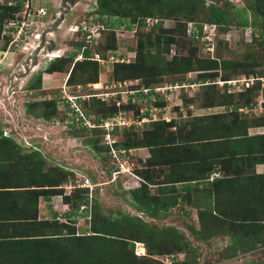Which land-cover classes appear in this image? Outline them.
Wrapping results in <instances>:
<instances>
[{
    "label": "trees",
    "instance_id": "1",
    "mask_svg": "<svg viewBox=\"0 0 264 264\" xmlns=\"http://www.w3.org/2000/svg\"><path fill=\"white\" fill-rule=\"evenodd\" d=\"M23 1L12 0L10 4H0V39H3V47L11 38L10 34H3L4 25L21 11ZM210 1L95 0L94 9L89 12L94 18L88 20L86 17L85 21L89 22L87 25H103L97 43L89 45L84 38L71 39L70 52L49 61L25 86L34 97L24 103L25 113L46 120L56 118L59 112L58 97L35 96L37 91L43 95L48 93V89H42L43 74L63 73L69 67L67 85L97 82L104 65L92 58L94 53L106 59L105 51L118 48V36L124 31L134 33L131 40L135 56L127 61L126 54H120L119 57L124 60L112 62L109 78L104 82L139 79L144 87L150 88V92L137 93L139 100L134 101L129 95L126 102L119 106L114 102L107 104L97 95L79 99L78 102L82 100L88 106V113L98 116L94 119L95 124L113 117L120 110L125 116L131 110L139 115V105L134 102H144V97L146 103L164 106L162 95L154 88L169 80L171 84H176L167 77L197 72L190 83H197L200 90L191 97L181 94L185 107L223 106V111L191 116L189 109L190 113L184 119L145 122L142 135L134 138L130 136L132 125L129 127L132 132L125 129L124 139L113 143L115 149L127 151L144 146L160 148L158 146L167 141L171 144L181 141L178 143L181 145L173 148L185 147V156L190 157L193 167L199 169L200 177L196 179L200 184L208 185V194L203 203L195 206L198 209L195 220L185 224L188 232L172 224L147 222L138 215L122 210L102 209L92 195L93 189L90 196L88 187L76 183L66 193L63 183L73 179L71 170L47 163L37 151L20 154V150H15L18 163L33 162L31 178L36 187L24 190H28L26 194L32 196L33 220L38 221V226L42 225V230L33 234L18 232L17 237L0 234V264H199L200 252L193 240L209 242L218 237L229 239L219 251L222 259L257 251L255 257L242 264H264V172H256V165L264 164V132L249 131L250 128L264 126V102L260 115L244 113L240 109L247 107L252 110L257 103L258 90L264 96V80L259 79L264 76V62L257 60L260 56L254 51L248 54L246 60H238L224 57L218 50L222 44L218 34L229 32L231 27L238 30L250 27L251 41L248 44L264 49V0H245L241 8L235 7L229 0ZM168 20L174 22L172 26L165 24ZM189 22L193 23L192 29L188 27ZM205 23L215 26L213 40H201ZM75 34L81 35V29ZM213 41H217L216 47L210 52L208 47ZM84 45L86 48L82 51ZM203 49L207 50L206 54H201ZM79 52H83V58L75 60ZM69 63H73L71 68ZM241 74L247 78L254 77V82L244 90L243 87L239 91H229L230 85L226 81ZM218 76L224 81L223 89L215 81ZM139 87L131 86L135 89ZM116 97L121 96L118 94ZM175 108L179 109L177 106ZM149 113L147 109L140 115L147 116ZM76 126L79 127L77 123ZM77 127L71 125L74 131L70 130V134L81 136L83 142L89 144L98 155L104 152L98 135L101 131L105 133L102 127L85 125L82 130ZM95 131L97 136L92 133ZM116 131L115 128L112 134ZM7 139L13 138L3 135L0 126V149L5 154L0 155V159L7 157L6 148L10 152L11 147L18 148L16 143L7 142ZM44 167H47L45 171ZM127 193L138 211L159 220L165 219L166 213L160 215L156 209L163 204L167 206L168 202L156 201L148 184L141 183L139 188L129 189ZM54 195H61L70 208V215L62 221L55 218L37 219L38 198ZM78 213L81 219L89 223L88 227L79 231L76 229L77 218L72 216ZM136 242L144 244L145 255L134 253ZM259 248L263 249L256 250Z\"/></svg>",
    "mask_w": 264,
    "mask_h": 264
},
{
    "label": "rangeland",
    "instance_id": "2",
    "mask_svg": "<svg viewBox=\"0 0 264 264\" xmlns=\"http://www.w3.org/2000/svg\"><path fill=\"white\" fill-rule=\"evenodd\" d=\"M8 1L9 0H0V4L5 2L8 3ZM221 1L223 0H220L219 2ZM229 1H231V3H233L237 8H241L245 2V0H229ZM207 2L209 3L211 1L207 0ZM59 3L60 0H31V4L33 5L32 9H34L35 7H41L46 9V10L43 9L41 14H37L38 19L35 20L37 22V25L35 23V27L31 26L32 29H34V31L40 33L41 37H42V33L53 22L51 11L53 9L56 10L59 7L58 6ZM94 6H95V0H76L74 4L71 5L70 10L64 16V19L58 25L56 31L55 32L53 31L51 33L46 32L45 34L46 37L45 44L48 43L47 41L48 39H52L55 43V47L51 50L40 49L36 56V64L33 65L31 64V62H29V72L25 76L16 77V74L23 72L24 70L23 61L27 56H30L32 54L34 49L32 51L29 50L30 52L28 50H27L28 52H23V47H21V45H18L16 47L13 46L12 50L13 51L15 50L14 53H11V55H8L5 58L4 63L6 64L3 63V65L0 66V126L3 129V135L12 137L13 139H29L32 144L28 142V140L27 141L25 140L24 145L26 146L35 145L38 146L39 149L45 148L41 150L45 155L49 157L48 159L44 157L47 163L56 164V165H59V163L60 164L64 163L63 165L65 167L62 166L64 169L66 167H67L66 169L72 168L74 166H71L70 164H74L76 165V167L81 169L82 172L80 176H76L74 174L73 179L70 178L68 179L67 182L63 183V187L66 193H69L72 190L73 183L80 184L79 186L88 187L90 196H91L90 190L93 189L92 195L94 198H96L97 203L99 202V205L102 207V209L122 210L124 212L130 213L131 215H138L147 222L156 223L157 221L159 224L162 223L172 224L179 227L183 231L188 232L184 228L185 224H187L188 222H179L180 221L179 218L175 219L174 217L168 215L164 220H159V218L156 219V217H150L146 214H141V213L138 214L135 211L136 209L133 207V205L128 202L127 199L128 193L125 192V190L127 191L131 187V185L134 186V184L140 182V180L138 179L139 177H137V180L134 183L133 176H135L134 173L138 174L140 173V171L145 170L146 163L143 160L134 161L131 153L129 152L132 148L127 151L123 149H115L113 147V143L118 142L121 139H124L125 129H128V131L131 132L133 130V132L130 135L133 138L135 136L139 137L140 135H142L141 132L144 130V126H142L141 123H139L138 120H136L138 118V113L136 114L132 110L127 113V116L130 117L132 121L130 125H134L132 130L131 128H129L131 127L130 125L116 128L117 131L115 134H112L111 139H106L105 133H103L102 131L98 133L100 137L99 143L104 151L100 155H98L97 152L94 151L89 144L84 143L81 136L74 137L72 134H70V130L74 131L72 130L71 125H74L75 128L77 127L76 126L77 123V125L79 126L77 127V129L82 130L83 126L85 125L87 126V123H90V125L95 124L94 119H96L98 116L93 113H88L86 110L88 109V106L87 105L85 106L82 100L79 101V103L77 104L79 107L78 113L75 112L73 113V111L69 109L68 103L65 102V99L67 100V96H70V98H74V95L77 94L82 96L87 94V92L89 91L98 92V93L109 92L111 88L102 87L101 84L104 82L105 79L109 78V72L112 69V61L105 60L103 61V63L102 61L99 62L100 65H104V66H102L103 69L99 73L98 81L93 83V86L92 83L67 85L66 79H67L69 67L63 73H52L51 75L43 74L44 76L42 80V89H48L47 90L48 93H45L43 95V94H39V91H37L35 96L36 98H42V97L49 98L53 96L58 97V102H57V109L59 111L57 113L58 117L55 116L56 118L54 119L46 120L43 118L34 117V115L32 114L27 115L25 113L24 103L34 98L33 95H31L32 92L31 91L28 92L29 90H27L25 86L32 79L33 75L37 71L43 69L45 65H47L49 62V59L46 56H43L42 54L47 52H53L56 50H59V53L60 52L69 53L71 46L70 40L75 38L78 39L80 38L79 37L80 35L77 36L76 34H74V30L76 29L75 28L76 24L80 23L82 25H87L86 23L89 22L85 21L86 17L88 18V20L94 18L93 16H90L91 14H89V12L94 9ZM44 11L45 14L43 16ZM87 14L90 17H88ZM173 23L174 22L172 20H168L165 22L167 26H172ZM192 25H193L192 22L188 23L189 29H192ZM214 30H215L214 25L209 29L208 24L205 23L203 25V37L201 38V40L202 41L213 40ZM123 33L124 34L118 36L117 39L118 48L114 50L112 49L106 50L105 55L108 56L110 54L113 55L115 54L116 55L115 57H117L120 54L124 53L127 56V61H129L133 59L135 56V52L133 51L134 45L132 44V40H131L134 33L131 32L128 33L127 31H124ZM250 33H251L250 27H246L243 30L241 29L238 30L235 27H231L229 32L227 33L220 32L218 34V39L219 41L222 42V44L220 45L218 50L220 51V53L224 55V57L231 59L235 58L238 60H244V59L246 60L248 58V54L250 52L253 54L254 51L255 54L260 56L259 59L257 60L264 62V49H261L256 45L251 46L248 44L251 41ZM40 39H39V43H40ZM224 41H226L225 42L226 44L223 43ZM216 42L217 41L215 42L213 41L212 50L215 49ZM1 45H2V41L0 40V46ZM172 50H173L172 52H174V49ZM212 50L210 49V52H212ZM206 51H207L206 49H203L201 54H206ZM72 65L73 63H71V65L69 63L70 68ZM196 73L197 72L193 71L187 73L186 75L167 77V79L171 78V80L176 82V84H171L170 80L168 82L164 81V83L158 84L159 86L157 87L158 88L161 87V90L158 89V93L162 95V99L164 100L165 105L156 107L151 102L146 103L147 102L146 100L144 101L145 103L134 102L136 103V105H139L138 111L141 112L150 109L151 116H154V118L157 120L164 119L165 121H169L173 119L174 116L178 117L179 115H183V114L188 115V113H190L189 109H191V107L190 108L185 107L183 100L181 99L182 98L181 94L185 93V95L191 97L200 90V86H198L197 83H193V82L190 83V80L196 77ZM11 75H13V78L10 80ZM219 76L215 81L217 82L221 81V78ZM245 77H246L245 74H241L232 77L233 78L232 80L237 78L244 79ZM254 79L255 78L253 77V82ZM259 79L263 81L264 76L260 77ZM132 81L133 84L131 86H138V85H140V87L144 86L143 82H141V80L139 79H134ZM253 82H250L249 86ZM11 83H13V86L11 87V91L9 92V87ZM179 83L181 84L178 85ZM223 83L224 81H221V83H217V85L220 88L222 87L223 89L222 86ZM103 84L105 85V83ZM228 85H230L231 87V88L228 87V90L239 91L237 84L235 85L228 84ZM120 87H117L118 90L125 88L124 86L121 88ZM245 88L246 87H244L242 90H244ZM49 89H51V91ZM62 92H66L67 94L65 95L66 97H64V94ZM258 93H259L258 96H256L255 98L257 99V101L259 100L258 105L254 107L251 111L248 109H243L244 113H247L248 111L249 114L260 115L263 112V108L261 104L264 102V96H262L260 90H258ZM99 96L103 101H106L107 104L110 102H114L116 104L117 100H121V97L115 99V98H111V96H105L103 93H100ZM120 96H122V94H120ZM176 106L179 107V109H176L175 108ZM192 107H194L193 108L194 110L196 106L193 105ZM194 112L199 113L200 111L195 109ZM118 114L119 112L116 115ZM60 117H62L61 120L59 119ZM78 117H80V121ZM102 128L104 129L105 132V128L104 127ZM256 132H264V127L262 129L258 128ZM92 133H94V135L97 136L96 131ZM162 146H158V147H162ZM150 150L151 152H154L156 151V147L150 148ZM94 162L95 164H99V167L90 168V165L93 166ZM46 169L47 167L43 168L44 171ZM108 181L110 182L109 184H107ZM117 181H119V185ZM93 182L96 183L95 186ZM100 188H102L101 189L102 192ZM150 190L152 194H155L152 188H150ZM154 197L156 196L154 195ZM88 224H89L88 220L81 219L80 223L77 224L78 226V228H76L78 229L77 231H79L80 228L83 229L85 227H88ZM228 241L229 239L227 237L214 238L209 242H199L193 240L194 244L197 245L199 248V252H200L199 264H242L246 260L255 257V253L257 251L239 254L238 256L231 259H222L219 254V251L225 247ZM262 249L263 248H259L256 250L261 251ZM134 253L136 255L146 254L145 246L142 242H136L134 244ZM166 261L170 263L169 259H166Z\"/></svg>",
    "mask_w": 264,
    "mask_h": 264
},
{
    "label": "crops",
    "instance_id": "3",
    "mask_svg": "<svg viewBox=\"0 0 264 264\" xmlns=\"http://www.w3.org/2000/svg\"><path fill=\"white\" fill-rule=\"evenodd\" d=\"M258 102L259 100L254 107L258 105ZM190 107L192 109L191 116L213 114L221 112L224 109L223 106L195 107V109L200 111L199 113H196L194 112L195 109L193 110L194 107H192V105ZM240 109L250 110L247 107ZM187 117L188 115L184 114L179 115L178 117L174 116V118L180 119ZM263 127L264 126L250 128L249 131L256 132L258 128L262 129ZM154 139H156V136ZM8 140L16 143L18 148L11 147L12 152L8 151L6 148V156L9 159L7 157L0 159V234H11V237H17L19 235L18 232H28V234H33L40 229L42 230V225H39V227L37 225L38 221L34 222L33 215L35 211L32 208L34 204L31 205L32 196H28L26 194L28 190H24L36 187L31 178L33 162L28 161L26 163L23 161L18 163L14 152L15 150H20V154H28L37 151L40 156L45 157L46 159L49 157L42 152L45 148L39 149V147L35 145H24L25 140H28V142L31 143L29 139H7V142ZM179 142L181 141H174V143L171 144L167 141L162 147L156 148V151L154 152H151L150 148L146 146L132 148V151L130 150L129 152L134 161L143 160L146 165L145 170L140 171L138 174L134 173V183L137 180V177H139L138 179L140 182L134 184V186L131 185L129 189H137L140 187L141 183L148 184L149 190L152 188L155 193L152 194L151 192L153 197L154 195L156 196L154 197L156 201H159L160 199L168 202L167 206L163 204V206L156 209L158 214L160 213V215H164L166 213V216L168 215L175 219L179 218V222H191L196 218V212L198 209L195 206H200L208 194V185L200 184L198 179H196L197 177H200L199 169L197 166L193 167L194 163L190 157L185 156L187 154L185 152V147L173 148V146H177ZM0 155H5L1 149ZM63 164L59 163L61 166H64ZM93 164V166L90 165V168L99 167V164H95V162ZM70 165L74 167L69 168V170L73 171L76 176H80L82 172L81 169L74 164ZM256 172H264V164H257ZM25 174L28 178L25 177ZM117 182L119 185V181ZM109 183L110 182L108 181L107 184ZM93 184L94 186L96 185L94 182ZM101 189L102 188H100V190ZM127 191L125 190V192ZM127 199L129 203L132 202L129 195ZM37 209V219L39 220L55 218L58 221H62L65 220L66 216L70 215V208L62 201L60 195H54L49 198H43L40 196L38 198ZM135 211L138 214H144L137 209ZM72 216L75 219L77 218L76 223L79 224L81 220L79 213L76 214V216ZM166 216L164 217L166 218ZM8 218L13 219L10 220Z\"/></svg>",
    "mask_w": 264,
    "mask_h": 264
},
{
    "label": "built area",
    "instance_id": "4",
    "mask_svg": "<svg viewBox=\"0 0 264 264\" xmlns=\"http://www.w3.org/2000/svg\"><path fill=\"white\" fill-rule=\"evenodd\" d=\"M8 3L9 4L12 3V0H9ZM32 8H33V5L31 4V0H24L21 11L16 13L15 17L13 19H11L10 21H8L4 25L3 34H10L11 38H10L9 42L7 43L6 47H3V39H0L2 41V45L0 46L1 47L0 52H2V53H0V66L3 65L5 58L8 55H11V53H14L15 50L14 51L12 50L13 46L16 47L18 45H21V47H23V52H28L29 50L32 51L33 49H35V47H37L39 45V39H40L41 35H40V33L34 31V29H32V27H35V23L37 25V22L35 21L38 19L37 14H41L43 9L44 10H46V9L41 8V7H35L34 9H32ZM44 14H45V11L43 12V16H44ZM212 26L208 25L209 29ZM75 28L76 29L74 30V34H75V32H77L78 30L81 29V35L79 37L84 38L85 43H88L89 45H91L92 43H95V44L97 43V38L100 35L99 31H100V29H103V25L99 24V23L91 24V25H82V24L78 23V24H76ZM31 37H32V39H31ZM84 48H86V45H84L82 47V51L84 50ZM210 49L212 50V45L210 47H208L209 51H210ZM64 53L65 52L59 53V50H56L53 52L44 53L42 55L46 56L49 59V61H51L56 57L62 56ZM82 58H83V52H79L77 54L75 60L82 59ZM92 58L95 60H98L99 62L102 61V63L105 60L112 61V62L124 60L123 58H120L119 56L115 57L113 54L108 55L107 58L104 59L97 52L94 53ZM4 64H6V63H4ZM226 82L228 84H233V85L237 84L238 90H241L243 87H248L250 82H253V77H249V78L245 77L244 79L237 78L234 80L231 79V80H227ZM103 83H105V82H103ZM103 83L101 84L102 87H106V88L110 87L111 88V90H109V92H100V93H103L105 96H111V98L117 99L116 96L118 94H122V96H121L122 100L116 101L117 106H119L121 103H125L126 100L129 98V95L132 96L131 99H132V101H134V100H139L140 96L136 97L137 93L148 94L150 92V88H146L144 86L136 88V89L131 88L130 86L133 84L132 80H124V81H118V82L105 83V85ZM218 83H221V81H218ZM92 86H93V83H92ZM96 86H97V84H96ZM120 86L121 87L124 86L125 88L118 90L117 87H120ZM158 89L161 90V87L160 88H158V87L154 88V91L158 92ZM62 93L64 94V97H66L65 96V95H67L66 92H62ZM100 93L93 92V93L85 94L82 96L77 94V95H74V98H70V96H67L68 101L65 98L64 99H65V102L68 103L69 109L72 110L73 113L74 112L78 113L79 107L77 104L79 103L78 102L79 99H85V98L87 99L92 95L99 96ZM143 99L145 101L146 97H144ZM149 112H150L149 115L146 116V115H140V114L144 113V111H141L136 120H138V122L141 123V125L144 122L154 120L155 118H154V116H151V110L150 109H149ZM78 119L80 120V117H78ZM131 123H132L131 118L128 116H125L123 111H119L118 115L102 120L100 123L97 124V126L104 127L106 139H111L112 132L114 131L115 128H119V127H123V126H129ZM87 126H95V124L90 125V123H87ZM130 126H132V125H130ZM82 208H83V206H82Z\"/></svg>",
    "mask_w": 264,
    "mask_h": 264
},
{
    "label": "water",
    "instance_id": "5",
    "mask_svg": "<svg viewBox=\"0 0 264 264\" xmlns=\"http://www.w3.org/2000/svg\"><path fill=\"white\" fill-rule=\"evenodd\" d=\"M76 0H60L59 7L52 12V19L53 22L50 24V26L42 33V37L40 39V43L35 49L33 50L32 54L30 56H27L23 61V72L17 73L16 77H22L25 76L29 72V62L31 64H36V56L39 52V50L47 49L51 50L55 47V43L52 39H48V43L45 44V34L46 32H55L58 25L61 23V21L64 19V16L68 13L70 10L71 5L74 4ZM31 59V60H30ZM13 78V75H11L10 80ZM13 86V83L10 84L9 92L11 91V87Z\"/></svg>",
    "mask_w": 264,
    "mask_h": 264
},
{
    "label": "flooded vegetation",
    "instance_id": "6",
    "mask_svg": "<svg viewBox=\"0 0 264 264\" xmlns=\"http://www.w3.org/2000/svg\"><path fill=\"white\" fill-rule=\"evenodd\" d=\"M58 6H59V4H58ZM58 6H57V7H58ZM57 7H56V8H57ZM56 8H55V9H56ZM53 11H54V9H53L51 12H53Z\"/></svg>",
    "mask_w": 264,
    "mask_h": 264
},
{
    "label": "clouds",
    "instance_id": "7",
    "mask_svg": "<svg viewBox=\"0 0 264 264\" xmlns=\"http://www.w3.org/2000/svg\"><path fill=\"white\" fill-rule=\"evenodd\" d=\"M78 185H80V184H78Z\"/></svg>",
    "mask_w": 264,
    "mask_h": 264
},
{
    "label": "bare ground",
    "instance_id": "8",
    "mask_svg": "<svg viewBox=\"0 0 264 264\" xmlns=\"http://www.w3.org/2000/svg\"><path fill=\"white\" fill-rule=\"evenodd\" d=\"M58 49V48H57Z\"/></svg>",
    "mask_w": 264,
    "mask_h": 264
}]
</instances>
